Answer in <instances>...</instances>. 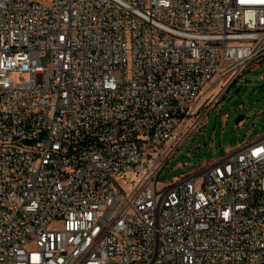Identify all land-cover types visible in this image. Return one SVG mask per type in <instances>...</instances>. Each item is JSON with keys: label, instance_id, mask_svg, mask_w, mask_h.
Wrapping results in <instances>:
<instances>
[{"label": "built area", "instance_id": "1", "mask_svg": "<svg viewBox=\"0 0 264 264\" xmlns=\"http://www.w3.org/2000/svg\"><path fill=\"white\" fill-rule=\"evenodd\" d=\"M262 59L264 0H0V264H264V135L159 179Z\"/></svg>", "mask_w": 264, "mask_h": 264}, {"label": "rangeland", "instance_id": "2", "mask_svg": "<svg viewBox=\"0 0 264 264\" xmlns=\"http://www.w3.org/2000/svg\"><path fill=\"white\" fill-rule=\"evenodd\" d=\"M51 60V52H48L42 64L48 66ZM13 77L23 79L17 73ZM222 96L207 112L201 130L196 131L167 163L160 180H172L203 162L220 158L239 144L264 135V59L246 69ZM240 115L244 117L237 122Z\"/></svg>", "mask_w": 264, "mask_h": 264}, {"label": "water", "instance_id": "3", "mask_svg": "<svg viewBox=\"0 0 264 264\" xmlns=\"http://www.w3.org/2000/svg\"><path fill=\"white\" fill-rule=\"evenodd\" d=\"M243 117H244L243 115H240V116L238 117V119H237V122L240 121L241 119H243Z\"/></svg>", "mask_w": 264, "mask_h": 264}, {"label": "bare ground", "instance_id": "4", "mask_svg": "<svg viewBox=\"0 0 264 264\" xmlns=\"http://www.w3.org/2000/svg\"><path fill=\"white\" fill-rule=\"evenodd\" d=\"M215 90V89H214Z\"/></svg>", "mask_w": 264, "mask_h": 264}]
</instances>
